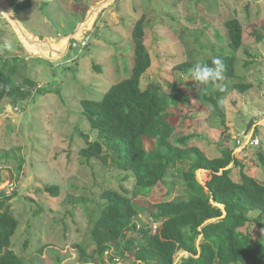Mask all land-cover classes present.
Instances as JSON below:
<instances>
[{
	"label": "rangeland",
	"instance_id": "obj_1",
	"mask_svg": "<svg viewBox=\"0 0 264 264\" xmlns=\"http://www.w3.org/2000/svg\"><path fill=\"white\" fill-rule=\"evenodd\" d=\"M102 1L49 0L43 10L44 0H36L28 11L15 14L17 24L0 12V64L19 57L18 80L27 77L38 85L27 101L0 100V158L14 156L6 158L7 163L0 161V191L17 193L11 202L19 219L12 248L26 264H100L96 260L81 263L76 245L94 251L90 232L105 203L102 192L132 189L133 184L113 162L111 166L104 163L106 153L90 162L79 154L87 145L86 137L97 133L82 115L81 101H99L112 85L130 77L135 63L133 27L143 16L145 44L152 57V66L142 77L143 87L156 81L173 94L174 82L183 83L184 91L171 108L175 134H193L192 142L211 158L233 149L244 170L264 184L259 158L260 151L264 153V0H110L100 6ZM96 8L100 9L90 20ZM231 17H238L243 25V46L237 52L228 44L226 21ZM86 22L88 28L79 35ZM21 30L46 45L67 40V48L57 58L45 57L30 49ZM72 34L80 47H69ZM218 54L237 58L236 76L221 84L202 85L199 91L198 82L174 69L183 60L197 62ZM239 83L253 86L242 92L235 88ZM205 96L218 97L221 113ZM253 136L261 140L260 145H248ZM222 138L227 143L219 146ZM188 168L189 163L180 164L177 176L170 172L148 197L135 199L142 209L137 217L140 225L153 232L159 229L160 222L154 228L153 206L190 192L182 176ZM239 168L233 174L235 180H241ZM200 171L197 178L205 185L211 174L200 175ZM52 184L61 185L60 196L45 192V186ZM260 231L250 226L255 240ZM131 236L141 241L140 233ZM188 256L179 251L176 262L182 264ZM134 262L131 252L123 257L112 247L102 264Z\"/></svg>",
	"mask_w": 264,
	"mask_h": 264
},
{
	"label": "trees",
	"instance_id": "obj_2",
	"mask_svg": "<svg viewBox=\"0 0 264 264\" xmlns=\"http://www.w3.org/2000/svg\"><path fill=\"white\" fill-rule=\"evenodd\" d=\"M35 1L8 0L15 14L28 11ZM49 4V0H44L42 9ZM226 26L229 47L237 52L243 46V25L238 17H231ZM145 37L143 16L133 27L135 63L130 77L112 85L99 101H81L82 115L97 133L94 137H86L87 145L79 154L90 162L103 158L106 153L104 163L111 166L113 162L125 173L124 179L132 181L133 188L102 192L105 203L90 232L95 248L89 253L84 246L77 244L80 262L96 260L102 264L105 253L114 247L123 257L131 252L135 256L134 264H180L176 262L179 251L189 253L182 264H264V184L244 170V163L234 155L233 149H225L220 156L211 158L192 142L196 136L175 134L170 121L174 116L171 108L184 91L183 83L174 82L176 92L173 94L167 93L165 87L156 81L143 87L142 77L152 66ZM247 54L253 57L251 53ZM216 58L223 65V79L205 85L221 84L237 74L234 54H218L197 62L212 66ZM13 59L0 64V100L9 98L19 104L29 100L38 85L27 77L18 80L20 59L17 56ZM197 62L183 60L174 69L191 77L190 70ZM252 86L239 83L235 88L246 92ZM223 92H218L217 96ZM218 97L204 98L213 101L217 113H221ZM226 143L223 138L217 141L219 146ZM9 157H5V161L1 157L0 161L7 163ZM259 158L264 165L262 151ZM23 161L20 160L19 171ZM182 163H189L182 176L191 193L154 204L152 217L162 223L156 232L140 225L137 217L142 209L135 199L148 197L155 187L166 182L170 172L177 176ZM232 163L234 166L230 167ZM238 168L241 180L233 178ZM198 170H201L200 175L205 171L211 174L205 185L197 178ZM2 182L0 176V184ZM44 190L58 197L61 185H47ZM16 194L0 191V264H26L24 257L12 248V238L19 227V219L11 204ZM251 225L261 229L256 240L249 232ZM133 232L140 233L141 241L131 236Z\"/></svg>",
	"mask_w": 264,
	"mask_h": 264
},
{
	"label": "bare ground",
	"instance_id": "obj_3",
	"mask_svg": "<svg viewBox=\"0 0 264 264\" xmlns=\"http://www.w3.org/2000/svg\"><path fill=\"white\" fill-rule=\"evenodd\" d=\"M104 2V3H103ZM110 0H103L102 5L105 6L109 4ZM99 6V7H100ZM101 8V7H100ZM99 8V9H100ZM98 8H96L93 12V15L91 16L90 20H93L96 13L99 11ZM0 12L3 14V16L7 17L8 19H11L14 23L17 24V17L15 13L13 12L10 5L7 3V0H0ZM88 22V21H87ZM82 23L79 28V35H82L85 28H88L89 23ZM91 22V21H90ZM21 32L24 34L25 37H27V43L31 50H34L36 52H40L45 57L49 58H57L59 57L67 48L68 41L64 40L56 45H46L43 44L39 39L28 36L27 32L24 30H21ZM68 39V38H67Z\"/></svg>",
	"mask_w": 264,
	"mask_h": 264
},
{
	"label": "clouds",
	"instance_id": "obj_4",
	"mask_svg": "<svg viewBox=\"0 0 264 264\" xmlns=\"http://www.w3.org/2000/svg\"><path fill=\"white\" fill-rule=\"evenodd\" d=\"M15 13V12H14ZM7 44V42H5ZM191 80L198 82L199 91L201 86L210 82H215L223 79V65L219 58L212 61V66L206 63L197 62L190 70Z\"/></svg>",
	"mask_w": 264,
	"mask_h": 264
},
{
	"label": "built area",
	"instance_id": "obj_5",
	"mask_svg": "<svg viewBox=\"0 0 264 264\" xmlns=\"http://www.w3.org/2000/svg\"><path fill=\"white\" fill-rule=\"evenodd\" d=\"M85 35H87V33ZM90 39H91V36L88 35L87 42ZM77 40H78L77 37H73L72 40H71V42L69 43V47L70 48H71V46L76 47V48L80 47V45L77 42ZM236 139L238 140L237 142L240 144L241 143V139L238 138V137ZM260 143H261V140L258 137H254V136L252 138H250L249 141H248V145H250V146H258V145H260ZM248 145H246V146H248ZM154 222H155L154 223V228L157 229L159 226H158V223H156V222H158V221H154Z\"/></svg>",
	"mask_w": 264,
	"mask_h": 264
},
{
	"label": "water",
	"instance_id": "obj_6",
	"mask_svg": "<svg viewBox=\"0 0 264 264\" xmlns=\"http://www.w3.org/2000/svg\"><path fill=\"white\" fill-rule=\"evenodd\" d=\"M72 38H73V35L70 37V42H71V39H72ZM70 42H69V43H70Z\"/></svg>",
	"mask_w": 264,
	"mask_h": 264
},
{
	"label": "crops",
	"instance_id": "obj_7",
	"mask_svg": "<svg viewBox=\"0 0 264 264\" xmlns=\"http://www.w3.org/2000/svg\"><path fill=\"white\" fill-rule=\"evenodd\" d=\"M72 35H73V34H72ZM72 35H71V36H72Z\"/></svg>",
	"mask_w": 264,
	"mask_h": 264
}]
</instances>
